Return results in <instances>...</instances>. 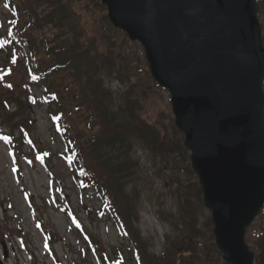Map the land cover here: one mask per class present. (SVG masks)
Returning <instances> with one entry per match:
<instances>
[{
	"label": "rangeland",
	"instance_id": "obj_1",
	"mask_svg": "<svg viewBox=\"0 0 264 264\" xmlns=\"http://www.w3.org/2000/svg\"><path fill=\"white\" fill-rule=\"evenodd\" d=\"M77 7L86 34L95 33L109 46L116 41L120 43L113 46L118 69L101 63L99 70L104 84L114 93V107L120 108L124 101V85L118 75L128 76L152 116L165 125L169 138L183 140L184 133L175 124L169 93L152 76L144 46L127 34L123 36L94 0H78ZM7 15L6 2L0 0V28L4 27ZM28 77L23 65L13 69L12 83L18 84L15 91L19 112H14L18 105L13 100L6 110L0 109V242L8 246L5 264H101L84 238L81 225L96 235L100 249L115 262L120 259L116 252L129 256V242L120 233L115 219L98 212L102 201L95 190H83L75 184L72 169L64 157L63 137L52 120L51 112L57 103L48 94L50 85L47 81L30 83ZM51 80L53 87L49 91L58 87V92L62 90L56 77ZM59 98L62 100L63 95ZM69 99L68 95L64 103ZM20 114L27 118L25 126L30 131V140L17 146L12 139L16 141L22 128L15 126L13 119ZM130 140L129 154L137 165L127 186L130 191H137L138 227L148 239L150 250L162 254L171 239H181L187 233L190 217L186 208L194 211L208 234L204 223L211 212L187 184L190 179L198 180V176L186 168L184 153L153 152L137 138L130 137ZM184 152L190 159V151ZM186 198L199 208L196 210L188 204ZM67 208L82 219L81 224H77L72 218L75 215L71 217ZM257 221L256 218L247 230L249 245L259 230ZM203 239L204 243L209 242L208 237ZM211 246H204L205 253L211 251ZM213 256L202 254L198 264H218Z\"/></svg>",
	"mask_w": 264,
	"mask_h": 264
},
{
	"label": "water",
	"instance_id": "obj_2",
	"mask_svg": "<svg viewBox=\"0 0 264 264\" xmlns=\"http://www.w3.org/2000/svg\"><path fill=\"white\" fill-rule=\"evenodd\" d=\"M102 2L112 24L144 46L152 76L169 92L222 258L254 264L246 232L264 206L259 0Z\"/></svg>",
	"mask_w": 264,
	"mask_h": 264
},
{
	"label": "trees",
	"instance_id": "obj_3",
	"mask_svg": "<svg viewBox=\"0 0 264 264\" xmlns=\"http://www.w3.org/2000/svg\"><path fill=\"white\" fill-rule=\"evenodd\" d=\"M103 7L102 0H94ZM9 15L4 27L0 28V109H7L12 100L18 105V94L12 83V71L18 65L24 68L30 83L47 81L52 85L56 77L60 89L48 90L56 99L57 107L52 109V120L64 140L65 152L75 184L83 190L94 189L102 203L100 212L110 214L116 221L120 233L129 242L131 254L115 262L100 249L96 235L83 225V235L93 248L101 264H198L200 256H213L218 264H226L215 245L212 219L200 223L191 208H186L190 217L189 230L181 239H171L162 254L150 250L148 239L138 227L139 211L136 190H129L128 181L134 174L136 161L130 156V137L137 138L153 152L179 151L184 153V162L194 174L190 159L184 150L182 138H169L163 123L154 118L145 106L134 82L128 76L118 75L123 82V104L114 107V93L104 84L99 75L100 64L116 68L114 44H104L95 33L86 34L85 26L77 7L78 0H5ZM262 38L264 40V0H259ZM108 16V15H107ZM121 33L126 34L121 29ZM120 56L122 54L120 53ZM122 72V71H121ZM26 82V83H29ZM53 87V85H52ZM63 95L60 100L59 96ZM70 96L69 100L65 97ZM11 100V101H10ZM51 100V98H49ZM53 100V99H52ZM51 100V101H52ZM53 108V107H52ZM19 112V105L16 111ZM17 114V113H15ZM1 117V116H0ZM25 115L13 119L15 126L22 128L15 144L21 146L29 140ZM30 120V118H28ZM161 124H160V123ZM174 130H178L176 127ZM195 194L203 199L199 180L187 183ZM197 210L199 205L189 202ZM203 208L204 205L200 204ZM68 209L70 216L74 210ZM77 224L82 219L77 216ZM259 230L252 240L254 264H264V206L257 217ZM211 228V229H210ZM202 236V237H201ZM208 237L209 242L204 243ZM207 241V240H206ZM204 243V244H203ZM249 243V241H248ZM211 246L205 253L204 246ZM214 250V251H212ZM100 253H99V252Z\"/></svg>",
	"mask_w": 264,
	"mask_h": 264
}]
</instances>
